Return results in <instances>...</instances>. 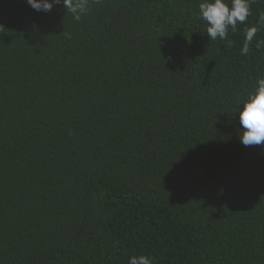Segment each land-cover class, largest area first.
Returning <instances> with one entry per match:
<instances>
[{
    "label": "trees",
    "instance_id": "16d2710c",
    "mask_svg": "<svg viewBox=\"0 0 264 264\" xmlns=\"http://www.w3.org/2000/svg\"><path fill=\"white\" fill-rule=\"evenodd\" d=\"M200 2L0 0V264H264V0L215 41Z\"/></svg>",
    "mask_w": 264,
    "mask_h": 264
},
{
    "label": "clouds",
    "instance_id": "9594fccd",
    "mask_svg": "<svg viewBox=\"0 0 264 264\" xmlns=\"http://www.w3.org/2000/svg\"><path fill=\"white\" fill-rule=\"evenodd\" d=\"M98 2V0H97ZM36 11L50 12L53 7L63 5L67 15L79 22L89 12V0H27ZM251 15L250 0H202L199 3V18L207 24V37L215 41L226 40L229 29L237 30L238 24L245 23ZM259 23L264 24V12L260 14ZM258 32L257 26L245 28L243 47L240 54L247 55L250 45ZM261 42H257L259 48ZM239 108V123L245 130L240 134V142L244 146L264 144V78L256 81L254 92ZM128 264H156L155 257L148 255H133Z\"/></svg>",
    "mask_w": 264,
    "mask_h": 264
}]
</instances>
